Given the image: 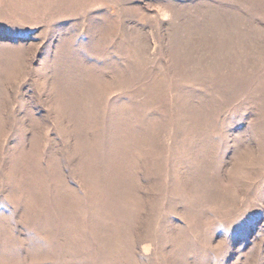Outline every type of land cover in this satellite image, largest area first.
<instances>
[{
  "label": "rangeland",
  "instance_id": "rangeland-1",
  "mask_svg": "<svg viewBox=\"0 0 264 264\" xmlns=\"http://www.w3.org/2000/svg\"><path fill=\"white\" fill-rule=\"evenodd\" d=\"M0 264H264V0H0Z\"/></svg>",
  "mask_w": 264,
  "mask_h": 264
}]
</instances>
